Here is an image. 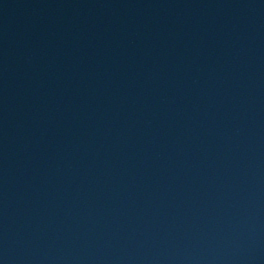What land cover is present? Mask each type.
I'll list each match as a JSON object with an SVG mask.
<instances>
[{
	"label": "water",
	"instance_id": "95a60500",
	"mask_svg": "<svg viewBox=\"0 0 264 264\" xmlns=\"http://www.w3.org/2000/svg\"><path fill=\"white\" fill-rule=\"evenodd\" d=\"M0 264H264V0H0Z\"/></svg>",
	"mask_w": 264,
	"mask_h": 264
}]
</instances>
